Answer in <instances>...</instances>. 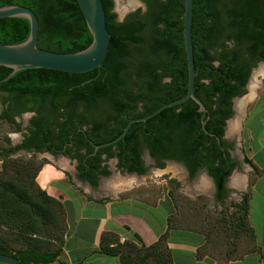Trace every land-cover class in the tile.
I'll use <instances>...</instances> for the list:
<instances>
[{
    "label": "trees",
    "instance_id": "16d2710c",
    "mask_svg": "<svg viewBox=\"0 0 264 264\" xmlns=\"http://www.w3.org/2000/svg\"><path fill=\"white\" fill-rule=\"evenodd\" d=\"M102 1L111 33L102 67L83 73L22 69L0 83V92L7 95L4 101L8 102L3 118L14 124L15 115L36 112L23 143L9 145L0 155L19 149L43 151L46 142L49 149L57 151L74 132L80 177L93 186H97L99 175L109 173L106 161L112 157H117L120 168L145 173L141 156L148 148L158 167L175 160L191 175L205 167L217 189H224L237 164L230 158L231 143L224 139L226 120L232 115L233 98L245 93L252 69L264 61V0H193L195 93L208 109L206 128L212 135L202 128L198 105L188 99L133 123L117 142L96 149L95 145L118 137L130 120L183 97L188 82L184 0H143L147 10L139 8L123 21H118L113 11L114 0ZM12 4L36 12L41 48L76 52L93 40L76 0H0V7ZM29 33L27 18H0V42H23ZM10 72L11 68L0 65V80ZM42 111L49 116L46 122ZM6 141L9 143V138ZM82 148L86 151H80ZM7 161L9 165L3 164L0 171V228L15 231L25 247H10L0 234V252L16 256L23 264L59 260L65 246L67 214L65 204L35 180L44 163L35 168L34 161ZM7 166L13 169L11 173ZM249 199L250 194L238 205L237 226L254 240L248 222ZM172 217L153 244L146 245L137 233V242H121L118 235L105 233L97 252L118 257L121 264H175L168 246L170 229L178 228L170 224ZM57 229L58 234L54 232ZM202 256L197 253L198 258Z\"/></svg>",
    "mask_w": 264,
    "mask_h": 264
},
{
    "label": "rangeland",
    "instance_id": "374dc122",
    "mask_svg": "<svg viewBox=\"0 0 264 264\" xmlns=\"http://www.w3.org/2000/svg\"><path fill=\"white\" fill-rule=\"evenodd\" d=\"M143 2V0H114L113 11L116 13L117 19L124 20L130 13L139 8L142 12H145L147 6L146 9L143 8ZM258 75L255 80L257 78L259 83L256 85L252 81L250 85L252 89L245 88V93L240 97L242 100H248L249 98L250 100L244 105L243 115L246 118L243 121L242 130L238 132L237 137L230 138L231 141L236 142V139H239L240 136V146L238 151L234 152V157L239 160V165L232 179L228 182L229 196L224 205L219 204L214 199V183L205 172H199L192 179L188 176L183 165L166 161L164 167H158L155 162L149 159L146 152L144 153L147 166L145 173L138 175L119 170L116 159H112L108 164L109 173L96 189L90 187L86 182H80L76 170L66 161L46 160L43 158L44 154L38 151L31 152L21 149L15 153H8L6 156L0 155V171L3 164L9 165L7 159H16L19 163H24L27 160L34 161L35 168L46 162H54L56 166L65 169L66 179L52 181L50 185L62 190L65 196L73 200L76 213L82 212L80 206L85 201L82 198V191L86 190L102 199L119 195L122 198H129L130 201H139L128 204L129 209L127 210L131 209L135 213L154 220V224L157 226H160L166 220L168 221L167 218L165 219L166 207L162 208L161 206V209L158 210L152 205L157 204L159 199L168 195L173 199L176 207V212L171 218L170 224L203 233L206 240L202 247L198 249V253L208 257L216 264H230L233 260L243 258L254 247L250 235L241 231L237 223L240 214L238 205L242 204L245 196L250 194V186L256 176L264 173L262 165L259 164L260 161L258 162V160L264 158V155L254 156L248 149L247 141V136L250 137L254 133L264 137V124L262 123L264 122V77L259 78ZM253 86H256L255 89ZM6 98L7 95L0 92V151L6 149L9 145L14 146L22 141L34 115V113L23 112L14 116V124L10 123L2 116L8 105V102L4 101ZM258 102L261 104L259 106L261 110L256 108L259 115L250 123L252 115L249 112ZM248 115L251 116L245 124ZM251 125L254 132L252 135H250ZM6 138H9V143ZM249 159L250 163L247 161ZM12 170L11 167L7 166L6 171L8 173H11ZM31 178L32 172L26 176V181L30 182ZM35 180L37 182V177ZM37 184L39 183L37 182ZM91 210L87 209L85 213H90ZM103 211L102 208H98L91 212L103 214ZM54 232L58 234L60 230L57 229ZM0 234L6 239L10 247H25L22 240H18L15 231L7 227H1ZM110 259L108 261H112ZM61 260L65 261L67 259L63 256ZM55 264H61V261L55 262Z\"/></svg>",
    "mask_w": 264,
    "mask_h": 264
},
{
    "label": "crops",
    "instance_id": "0c3cea01",
    "mask_svg": "<svg viewBox=\"0 0 264 264\" xmlns=\"http://www.w3.org/2000/svg\"><path fill=\"white\" fill-rule=\"evenodd\" d=\"M260 102L256 103L249 112L252 115L250 123L259 115L256 110H261L259 107ZM251 115H248L245 124H247ZM262 123L264 124V122ZM250 131V135H252L254 133L252 125ZM263 140L264 137L259 134L254 133L250 137L247 136L248 149L254 156L264 155ZM258 162L264 169V158L258 160ZM64 171V168L56 166L54 162H46L37 176L39 185L65 204L67 214L64 250L59 260L49 264H55L59 261H61V264H108L109 262H111L109 264H121L118 257L97 252L103 234H115L120 238L125 237L128 240L137 242L135 238V233H137L146 245H150L155 243L168 228L167 220L157 226L154 224V220L135 213L131 209L127 210L129 209L128 204L139 201H130L129 198H122L119 195L102 199L86 190L82 191V198L85 201L80 206L82 212L76 213L73 200L65 196L62 190L50 185L52 181L65 180ZM152 206L158 210L161 209V206L162 208L166 207L165 219L176 212L175 202L168 195L159 199L158 203ZM98 208L104 210L103 214L91 212ZM87 209L92 210L89 211L90 213H85ZM248 222L250 227L254 229V247L243 258L233 260L230 264H264V258H261V255H264V173L257 175L250 186ZM205 240V235L198 231L182 227L170 229L168 246L175 264H216L206 256L197 257L198 249L202 247ZM63 256L67 260H61ZM109 259L112 261H108Z\"/></svg>",
    "mask_w": 264,
    "mask_h": 264
},
{
    "label": "water",
    "instance_id": "95a60500",
    "mask_svg": "<svg viewBox=\"0 0 264 264\" xmlns=\"http://www.w3.org/2000/svg\"><path fill=\"white\" fill-rule=\"evenodd\" d=\"M84 14L87 25L93 35V40L91 44L76 52H56L48 49H44L38 46V32H39V18L36 12L28 6L24 5H5L0 7V18L4 17H22L27 18L30 22V33L28 38L19 43L5 44L0 42V65L11 68V72L2 80L6 81L17 71L29 68H48L53 70L71 72V73H83L88 72L96 68H100L103 65V61L109 51L111 33L107 28L106 23V13L102 0H76ZM142 1V0H141ZM146 3L143 2V8L146 9ZM118 21H123L117 19ZM192 22H193V0H184V15H183V38H184V48L185 56L188 68V82H187V92L186 94L176 100L167 102L162 106L158 107L151 113L130 120L123 131L115 139L105 142L103 144L96 145V148L103 147L106 145L113 144L117 142L120 138L126 135L130 126L136 122L146 121L162 110L170 108L172 106L179 105L188 99H192L198 105L199 112L201 115V125L203 130L212 135L206 128V114L207 107L205 103L197 96L195 93V78L197 76V71L194 61L193 53V40H192ZM261 65H264V61L258 62V64L252 69L249 76L248 82L245 88L250 90V83L254 76L256 69ZM241 96H236L233 98L232 115L226 120L225 124V138L231 141L230 138L234 136L237 137L238 132L243 128V121L246 118L243 115L244 105L249 102L248 100H242ZM237 128V129H236ZM240 135V133H239ZM235 150L238 151L240 146V136L236 139ZM147 156L151 157L150 152H146ZM168 162L182 163L175 160H167ZM184 166V165H183ZM185 168V167H184ZM205 172L207 175L209 173L207 170L202 169L200 171ZM236 169L228 177V182L232 179L233 174ZM130 173V172H128ZM137 174V173H135ZM210 179L214 183L215 181L211 175ZM102 178V182L104 181ZM201 180V179H200ZM80 182H83L80 180ZM201 182V181H200ZM90 185V183H87ZM0 263L4 264H23L20 259L12 254L0 252Z\"/></svg>",
    "mask_w": 264,
    "mask_h": 264
},
{
    "label": "flooded vegetation",
    "instance_id": "af4514ba",
    "mask_svg": "<svg viewBox=\"0 0 264 264\" xmlns=\"http://www.w3.org/2000/svg\"><path fill=\"white\" fill-rule=\"evenodd\" d=\"M233 107V106H232ZM28 113H34V115H33V117L36 115V112L35 111H27ZM42 114H43V116H44V118H45V122L47 121V119H48V114H47V112L46 111H42ZM15 116H17V115H15ZM32 117V118H33ZM32 120V119H31ZM31 120H30V125H31ZM30 125H29V127H30ZM29 129V128H28ZM28 129L25 131V134L26 133H28ZM57 129V128H56ZM25 134H24V137H23V139H22V141L20 142V143H18V144H16V145H14V146H17V145H20V144H22L23 143V141L25 140ZM224 139L226 140V141H228V142H230L231 143V146L228 148V151L230 152V158H231V160L232 161H236L237 162V164L235 165V167H234V169L233 170H235V169H237L238 168V165H239V160L236 158V157H234V150H235V143L233 142V141H229L228 139H226L225 138V134H224ZM48 144H49V142H46L45 144H44V149H43V151H38V152H41V153H43L44 154V159H46V160H52V159H55V160H61V161H66L69 165H72V167L74 168V170H76V173H77V177L79 178V180H82L83 182H86V183H90L88 180H85V179H83V178H81L80 177V174H79V170H78V168H77V166H78V164H79V161L77 160V158H75V133L74 132H72V134H71V136H70V140L69 141H67V143H62L61 144V147L60 148H58V149H56L57 151H53V150H51V149H49L48 148ZM96 146V145H95ZM98 148H100V147H98ZM98 148H96V149H98ZM19 150H21V149H19ZM22 150H27V149H22ZM27 151H31V152H36V149H31V150H27ZM80 151H82V152H85L86 151V148H82ZM150 152L149 151V149L148 148H145L143 151H142V156H141V158H142V161H143V165L147 168V166H146V162H145V158H144V153L145 152ZM15 152H18V150L17 151H15ZM14 152V153H15ZM103 158H105L106 157V155L104 154L103 156H102ZM112 159H116V163H117V168L119 169V170H122V171H126V172H130V173H136V172H133V171H129L128 169H125V168H120L119 166H118V159H117V157H112V158H110L108 161H106V164L108 165L109 164V162L112 160ZM150 160L151 161H153V162H155L156 163V160H155V158L151 155V157H150ZM167 161V160H166ZM165 161V162H166ZM58 165V164H57ZM109 166V165H108ZM108 166H107V170H108ZM185 167V166H184ZM185 169H186V171H187V174H188V176L190 177V178H192V179H194L198 174H199V172L202 170V169H205V170H207L205 167H200L198 170H197V172L195 173V174H193V175H191V173L189 172V170L185 167ZM138 174V173H137ZM138 175H141V174H138ZM74 176V175H73ZM103 177H105L104 175H99L98 176V184H97V186H93L91 183H90V185L93 187V188H98L99 186H100V184H101V181H102V178ZM98 191V190H97ZM228 196H229V189H228V179H227V181H226V185H225V188L224 189H222V190H218L217 189V186H216V184H215V187H214V199L219 203V204H222V205H224L225 203H226V201H227V198H228Z\"/></svg>",
    "mask_w": 264,
    "mask_h": 264
},
{
    "label": "bare ground",
    "instance_id": "6f19581e",
    "mask_svg": "<svg viewBox=\"0 0 264 264\" xmlns=\"http://www.w3.org/2000/svg\"><path fill=\"white\" fill-rule=\"evenodd\" d=\"M259 74V75H258ZM258 75V77L259 78H263L264 77V65H261L258 69H256V71H255V73H254V76H253V78H252V80H251V82L252 81H254L255 82V84L257 85V83H259L258 81H257V78H256V80H255V77ZM253 82V83H254ZM254 84V85H255ZM250 85H251V83H250ZM255 87L256 86H253V88L255 89ZM250 89H252V87L250 88ZM255 93V92H254ZM254 93L252 94V97H253V95H254ZM240 180V179H239ZM239 182V181H238ZM205 183V182H204Z\"/></svg>",
    "mask_w": 264,
    "mask_h": 264
},
{
    "label": "built area",
    "instance_id": "2783aa9c",
    "mask_svg": "<svg viewBox=\"0 0 264 264\" xmlns=\"http://www.w3.org/2000/svg\"><path fill=\"white\" fill-rule=\"evenodd\" d=\"M120 241H121V242H124V241H126V238H125V237H121V238H120Z\"/></svg>",
    "mask_w": 264,
    "mask_h": 264
}]
</instances>
